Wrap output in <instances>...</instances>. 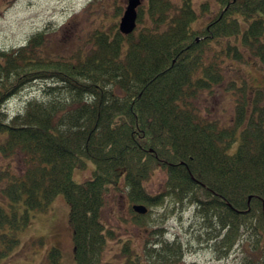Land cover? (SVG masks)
<instances>
[{"label": "trees", "instance_id": "16d2710c", "mask_svg": "<svg viewBox=\"0 0 264 264\" xmlns=\"http://www.w3.org/2000/svg\"><path fill=\"white\" fill-rule=\"evenodd\" d=\"M220 2L227 8L200 28L189 0H148L149 23L130 34L110 21L78 37L70 52L61 49L64 36L53 51L44 30L0 50V257L18 243L29 212L47 211L61 194L76 264H100L111 232L101 210L111 193H122L147 207L192 206L206 229L217 230L221 250L244 231L249 255L240 264H264V93L242 77L227 81L235 96L227 127L198 105L225 82L227 59L244 62L247 53L264 63V0ZM39 80L44 97L7 116L5 101ZM81 156L94 169L76 182ZM156 170L165 180L151 194L145 182ZM131 211L135 224H150L148 208ZM60 256L49 247L47 263L62 264Z\"/></svg>", "mask_w": 264, "mask_h": 264}, {"label": "rangeland", "instance_id": "374dc122", "mask_svg": "<svg viewBox=\"0 0 264 264\" xmlns=\"http://www.w3.org/2000/svg\"><path fill=\"white\" fill-rule=\"evenodd\" d=\"M170 1L173 5H179L180 2ZM206 1L213 2L204 0V4ZM200 5L199 0L190 2L199 17ZM125 6L126 0H0V50L21 46L31 35L44 30L48 38L52 39L50 48L53 51L58 47L56 44L60 37L64 36L61 49L70 52L77 38L93 27L113 21L118 28ZM147 9L148 0H142L137 9L140 16L138 28L149 23ZM213 10L208 6L206 15L209 16ZM202 17L195 27L200 28L206 23L207 16ZM224 71L225 82L214 87L212 94H202L198 105L202 112L217 120L220 126L227 127L235 117V96L231 90H226V82L237 79L239 84L242 77L250 91L259 90L264 93V63L244 53V62L227 59ZM43 84L40 80L27 84L5 101L4 113L12 116L22 110L27 100L44 97ZM236 147L237 141H234L228 152H233ZM80 159L81 163H77L72 171V178L76 182L90 178L94 169L90 159L84 156ZM164 180V172L156 170L145 182V187L151 194H156L162 190ZM133 204L141 203H130L122 193H111L108 196L101 210V219L111 232L100 264H125L123 254L128 253L132 259L139 256L142 264H240L242 258L249 255L246 252L249 249L244 231L236 237L232 248L221 250L217 242L219 237L213 238L217 230L206 229L202 218L195 214L192 206L180 207L169 200L162 206L147 207L143 204L149 209L147 220L151 222L149 225L138 226L133 222ZM29 214L28 224L18 233V243L0 257V264H48L47 251L52 246L59 248L62 264H76L68 223V204L64 197L58 194L47 211H30ZM224 232L221 230L219 236H223ZM144 246L148 252L151 251L150 257ZM125 247L129 252L126 250L123 253ZM174 249L178 253L176 259L172 257Z\"/></svg>", "mask_w": 264, "mask_h": 264}, {"label": "water", "instance_id": "95a60500", "mask_svg": "<svg viewBox=\"0 0 264 264\" xmlns=\"http://www.w3.org/2000/svg\"><path fill=\"white\" fill-rule=\"evenodd\" d=\"M139 4L140 0H127V5L118 24V28L121 33L130 34L136 27V8ZM132 208L135 212L140 214H144L147 211V208L142 204H134Z\"/></svg>", "mask_w": 264, "mask_h": 264}, {"label": "flooded vegetation", "instance_id": "af4514ba", "mask_svg": "<svg viewBox=\"0 0 264 264\" xmlns=\"http://www.w3.org/2000/svg\"><path fill=\"white\" fill-rule=\"evenodd\" d=\"M183 1L184 0H180L179 5H182L183 4ZM212 1H213L212 3L206 1V4H208L210 6V8L212 7L213 9H215V10H213V13H211L209 16L208 15H205V16H207V20H214V19H216L217 16L220 17L219 12H220L221 8H225V9L227 8V7L224 6L225 3L224 4L221 3L220 0H212ZM190 2H191V0H189V4H190ZM199 3L201 5H203L204 4V0H202V1L199 0ZM201 5H200V7H201ZM200 18L203 19L202 14H200Z\"/></svg>", "mask_w": 264, "mask_h": 264}]
</instances>
